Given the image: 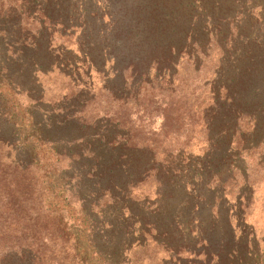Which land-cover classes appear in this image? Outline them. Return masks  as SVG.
<instances>
[{"label":"trees","instance_id":"obj_1","mask_svg":"<svg viewBox=\"0 0 264 264\" xmlns=\"http://www.w3.org/2000/svg\"><path fill=\"white\" fill-rule=\"evenodd\" d=\"M166 4L0 0V207L36 232L0 264H46L41 247L58 238L61 264H130L146 237L171 264H264V234L245 227L264 177V0ZM14 47L31 50L20 74L66 83L46 134ZM210 50L208 76L177 93L179 57L198 71ZM147 181L153 198L137 195Z\"/></svg>","mask_w":264,"mask_h":264},{"label":"rangeland","instance_id":"obj_2","mask_svg":"<svg viewBox=\"0 0 264 264\" xmlns=\"http://www.w3.org/2000/svg\"><path fill=\"white\" fill-rule=\"evenodd\" d=\"M186 2H190V0H167L166 5L168 9H172L176 6L182 8ZM195 2H199V0H194V3ZM54 45H57V43H54ZM30 51V49L27 50L19 47L13 48L12 63L10 64L11 72H13L14 76L18 79H26V84L30 85V88L33 91L32 95H34V97L37 98L39 95H43V103L41 104L42 106L40 111L36 109L34 116L35 121L39 122L37 129L44 133V131L48 130L45 128V125L60 121V111L56 108L60 106L61 97L65 95L68 89L66 88L65 81L57 74H47L45 76L39 75V78H32L27 69L25 70L26 72L24 74H20L18 72L19 68L23 69V62L25 63L26 57ZM0 53L7 55L6 49L1 41ZM194 53L195 52H192V54ZM214 53V50H210L209 57H204L202 55L198 56V64L200 66L198 71L195 70L196 62L194 60V56H191V61H189L186 56L179 57L178 61L176 62V67L178 69L176 77L177 84L174 88L177 93H189L193 91L192 89L194 88L195 80L202 79L203 77L206 78L208 76V73L211 71L216 62ZM191 79H193L192 83H190ZM187 98H189V101H192L191 97ZM190 107L191 104L187 102L185 104L184 111H188ZM154 123L155 124L151 128L152 130L158 128L159 120ZM3 124L10 128L9 124H5V122ZM55 133L58 134V131L56 130ZM202 146H204V144H202L201 140L196 136L192 142H190L186 151L193 156H196L200 151H202ZM12 154L14 155V153ZM63 164H65L64 161L58 162L56 166L60 167ZM256 182L257 185L255 186ZM253 186H255L257 193L249 209L246 211L245 227L247 232H253L258 238H260L264 234V177H262L261 174L255 176V183ZM153 188L154 184L147 181V183H145L141 189L137 190V195L141 196L142 194L149 193L151 198H153ZM114 213L117 212L114 211ZM39 221H43V224L46 222L49 227L54 222L52 218L46 219L45 221L40 219ZM29 229L32 231L34 227L30 226ZM34 233L36 232L33 231L30 233L28 230L27 217L18 220V216L13 214L12 210L9 209L8 206L3 205L0 207V254L6 250L12 249L16 243H19L18 238L20 235L29 236V234ZM135 234V237L139 239L137 233ZM141 234L145 233L143 232ZM58 235L59 234H54L55 237ZM148 238L149 237L145 238L146 241L144 242V246H133L131 248L128 253L129 258H131L130 264H171L172 262L169 260L168 252L163 250V248L156 246ZM41 250L42 252L53 253L51 256L47 257L46 264H61L62 251L60 246V238L56 239L54 245L46 244L45 246H42Z\"/></svg>","mask_w":264,"mask_h":264}]
</instances>
